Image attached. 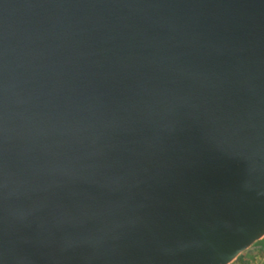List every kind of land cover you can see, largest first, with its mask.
<instances>
[{
    "label": "water",
    "instance_id": "water-1",
    "mask_svg": "<svg viewBox=\"0 0 264 264\" xmlns=\"http://www.w3.org/2000/svg\"><path fill=\"white\" fill-rule=\"evenodd\" d=\"M262 237L264 0H0V264Z\"/></svg>",
    "mask_w": 264,
    "mask_h": 264
},
{
    "label": "crops",
    "instance_id": "crops-1",
    "mask_svg": "<svg viewBox=\"0 0 264 264\" xmlns=\"http://www.w3.org/2000/svg\"><path fill=\"white\" fill-rule=\"evenodd\" d=\"M233 264H264V237L257 241L253 248L239 255Z\"/></svg>",
    "mask_w": 264,
    "mask_h": 264
},
{
    "label": "rangeland",
    "instance_id": "rangeland-1",
    "mask_svg": "<svg viewBox=\"0 0 264 264\" xmlns=\"http://www.w3.org/2000/svg\"><path fill=\"white\" fill-rule=\"evenodd\" d=\"M241 255V254H240ZM239 257V256H238ZM237 257V258H238ZM237 258L235 259V260H233L230 264H233V263H235L236 261H237Z\"/></svg>",
    "mask_w": 264,
    "mask_h": 264
}]
</instances>
